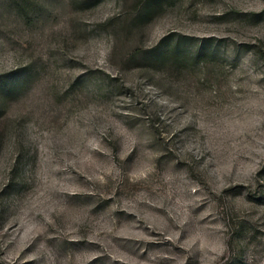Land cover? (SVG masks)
I'll list each match as a JSON object with an SVG mask.
<instances>
[{
	"label": "rangeland",
	"instance_id": "rangeland-1",
	"mask_svg": "<svg viewBox=\"0 0 264 264\" xmlns=\"http://www.w3.org/2000/svg\"><path fill=\"white\" fill-rule=\"evenodd\" d=\"M0 264H264V0H0Z\"/></svg>",
	"mask_w": 264,
	"mask_h": 264
}]
</instances>
